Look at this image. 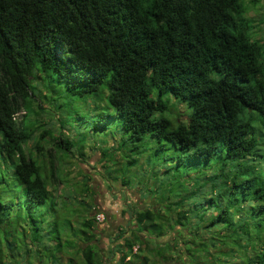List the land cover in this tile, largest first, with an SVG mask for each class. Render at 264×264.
Segmentation results:
<instances>
[{"label":"trees","instance_id":"1","mask_svg":"<svg viewBox=\"0 0 264 264\" xmlns=\"http://www.w3.org/2000/svg\"><path fill=\"white\" fill-rule=\"evenodd\" d=\"M248 10L243 0H0V227L8 179L19 181L14 222L32 224L28 242L21 231L24 256L9 246L15 262L104 264L94 206L71 207L51 188L73 141L59 135L43 147L51 133L28 116L66 93L91 95L100 111L92 126L110 118L133 149L148 135L206 166L197 195L208 210L194 200L184 209L189 193L170 203L180 229L166 240L162 207L132 211L118 264H264V159L255 163L264 156V43L251 40ZM35 138L39 158L25 150ZM72 212L82 217L76 229Z\"/></svg>","mask_w":264,"mask_h":264},{"label":"rangeland","instance_id":"2","mask_svg":"<svg viewBox=\"0 0 264 264\" xmlns=\"http://www.w3.org/2000/svg\"><path fill=\"white\" fill-rule=\"evenodd\" d=\"M243 2L249 9L246 17L252 19L255 25V28L250 31L251 40H260L264 43V0H243ZM57 91L61 92L60 89ZM43 93L49 95L46 89L43 90ZM49 99V104L43 101L44 110H39L38 115H28L31 120L35 121V126L49 130L51 133V136L45 135V138L39 143L43 147H47L53 137L59 135L71 139L74 143L70 153L59 152L62 157L56 159V163H54L55 169L57 168L55 175L58 179L53 182L49 176L52 182L51 188L54 189L53 194L62 202H66L67 205L83 209L82 202L89 201L94 206L90 215H96V219L98 215L100 218L103 215L101 221L97 220L96 233L99 234L104 251V264L119 263L120 250L117 245H120L119 243L123 239L119 240L117 235L122 228L131 229L130 226L135 223L130 217L132 211L162 207L161 213L170 216L169 220L172 225L166 226L165 231L167 232L161 239L166 240L170 236V232H174L170 229L173 227H176L175 230L180 229L177 225L174 226L177 208L170 203L178 201L189 193L187 198L190 200H184V209H188L189 201L194 200V203H198L200 213L208 210L205 198L202 199V202L200 195H197L198 182L205 180L206 166L204 164L194 165L188 160H181L180 151L172 143L166 140L158 142L148 135L144 137L139 151L133 149L135 142L126 140V135L121 132V128L110 118L102 128H94L92 123L100 111L96 109L95 99L91 95L79 97L65 93L59 96L53 93ZM100 104L103 105L104 102L96 103V105ZM177 109L181 111L180 113H184L183 106L178 105ZM40 123H43V126ZM36 141L37 138L26 144L25 150L32 157L39 158ZM263 153L264 144L259 148V154ZM41 158L46 161L44 156ZM262 159L264 156L257 154L255 163L260 164ZM209 171L213 172L214 170L210 169ZM47 175H49L48 171ZM8 180L9 184L3 186L8 204L4 203L1 208V212L5 213L4 224L0 227L2 264H28L25 261L15 262L8 251L9 246L13 245V248L20 249L18 253L24 256L22 248L25 249V247L21 231L25 228L27 242L32 234L30 229L32 224H28L25 219H21L18 224L14 222L18 212L19 187L17 185L19 181L17 179ZM85 186L91 187L92 196H90V192L88 194L85 192ZM205 195L208 198V193ZM162 197L165 200L161 199ZM169 205L175 207L170 214L167 211ZM122 210H125V214ZM71 214V225L76 229L79 227L82 217L77 216L76 212ZM209 216L208 212L206 219ZM42 220L44 224H41L43 228L41 234L45 236V229L49 227L51 221H49V217L44 216ZM61 230L65 232L64 228ZM206 231L209 229L199 227L200 233H206ZM128 234L127 231L124 237H128ZM145 234L144 231L142 235ZM194 236L196 237V233ZM152 243L151 247L154 245ZM144 254L150 255L151 261L155 259L148 250L144 251ZM200 254L201 252H197L195 255L199 256ZM33 257V255L30 256L29 260L33 264H38L32 260ZM74 257L78 260L81 259L80 253H76Z\"/></svg>","mask_w":264,"mask_h":264},{"label":"built area","instance_id":"3","mask_svg":"<svg viewBox=\"0 0 264 264\" xmlns=\"http://www.w3.org/2000/svg\"><path fill=\"white\" fill-rule=\"evenodd\" d=\"M102 219H103V215L101 218L99 217V215L97 216V220L101 221Z\"/></svg>","mask_w":264,"mask_h":264},{"label":"crops","instance_id":"4","mask_svg":"<svg viewBox=\"0 0 264 264\" xmlns=\"http://www.w3.org/2000/svg\"><path fill=\"white\" fill-rule=\"evenodd\" d=\"M84 165V164H83ZM85 166V165H84Z\"/></svg>","mask_w":264,"mask_h":264}]
</instances>
